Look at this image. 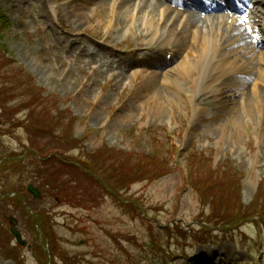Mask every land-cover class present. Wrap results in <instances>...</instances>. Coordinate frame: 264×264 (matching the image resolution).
<instances>
[{
    "label": "rangeland",
    "instance_id": "obj_1",
    "mask_svg": "<svg viewBox=\"0 0 264 264\" xmlns=\"http://www.w3.org/2000/svg\"><path fill=\"white\" fill-rule=\"evenodd\" d=\"M50 1L55 3L56 13L40 0H0L9 24L6 28L2 24L7 22L0 21V264H139L142 260L165 264L153 261L159 246L172 255L167 264H264V233H258L254 225H241L239 231L230 233L226 244L213 248L190 238L186 245L180 244L182 240L169 239L164 231L173 222L181 221L185 231L200 229L202 218L210 220V208L194 195L188 178L191 154L207 162L202 176L211 172L214 179L228 182V173L236 176L238 205L253 203L258 185L264 182V86H258L257 101L249 93V102L242 109L238 105L240 93H229L236 88L228 87L231 82L227 81L222 86L228 87L223 95L227 105H218L219 100L210 98L218 105L214 108L210 103L199 106L200 100L180 83L179 87L176 82L170 86L152 83L145 67L133 68L126 76L118 67L119 77L113 78L102 65L109 62L110 53L117 50L115 45L120 46L126 34L123 30L116 31L120 32L117 35L108 33L111 8L97 5L100 0ZM117 5L119 8L120 1ZM107 35L110 41L105 49L96 42L101 43ZM180 38L184 41L182 35ZM194 58L195 53L191 63H196ZM110 68L114 67L108 68L113 71ZM163 79L160 76L161 82ZM49 96L59 101L54 107L66 112L58 129L64 132L72 127V140L78 141L66 154L69 164L81 167L80 163H86L95 170L100 163L111 162L114 168H109L108 175L99 170L96 174L113 181L123 172L118 179L120 186L115 188L120 201L113 192L105 193L82 175L79 182L71 184L78 192L77 205L61 201L51 186L44 185L39 170L49 168L53 177L64 174L61 181H68L69 171L76 172L60 166L62 158L55 154L57 149L67 151V142L59 143L46 135L36 138L29 131L30 114L35 124L50 121V111L39 116V106L33 103ZM52 107L49 105V110ZM25 150L40 153L23 157L20 163L11 162L10 155ZM155 154L160 157L156 167L148 161ZM46 156L50 161L42 168ZM93 156H97L93 161L88 159ZM29 185L40 190L41 200L27 193ZM8 194L10 200L3 201ZM222 199L227 202L224 206H229L228 198ZM124 202L132 208L138 206L136 216L145 219L133 217L123 207ZM10 217L19 222L18 229L27 242L25 249L4 234L11 228ZM33 218L39 221L32 229ZM45 234L52 237L50 244L44 240Z\"/></svg>",
    "mask_w": 264,
    "mask_h": 264
},
{
    "label": "bare ground",
    "instance_id": "obj_2",
    "mask_svg": "<svg viewBox=\"0 0 264 264\" xmlns=\"http://www.w3.org/2000/svg\"><path fill=\"white\" fill-rule=\"evenodd\" d=\"M171 2L176 7L181 4V0H171ZM41 3L45 4L42 0ZM106 3L113 4V6H110L112 19L109 20V25L106 26L111 33L121 30L120 27L123 28L125 23H127L129 29L134 25L133 22H135L136 16L133 8L136 6L139 9L136 21L141 22V29L145 28L142 32L145 34V31H147V36L151 38L147 45L148 48L155 45L162 52L166 49H170L172 52L170 43H174V57L170 67L174 66L177 59H181L175 68L170 70V67L167 68L165 64H160L157 58L145 57L143 59L142 63L147 65L148 77L150 76L152 83L170 86L174 82L178 84L179 79H185L187 85L193 87L196 94L210 92L214 102L221 101V96L226 93L224 88L230 87L232 89L236 85L235 80L230 79L232 77H246L252 82L264 83V75L260 76L258 74L262 70L264 50L259 52L262 49L259 44L251 45L248 43L249 39L239 29L238 22L241 17L221 16L216 20L206 17L203 21V18H200L199 15L178 10L169 4L168 0H121L119 9L115 12H113L114 5H117L119 0H100L97 5L102 4L105 7ZM86 4L88 6L91 3ZM49 5L53 9L51 3ZM94 5L96 6V4ZM157 6L163 9L161 17L156 15ZM104 7L101 6V8ZM99 20H102V17H99ZM122 20H125L124 24L121 23ZM179 34L183 35L185 42H181ZM235 36L238 38H234ZM193 52L195 53L196 63H191ZM214 61H217L216 65H213ZM160 68L162 69V75L154 71ZM119 70L121 71V69ZM164 70L170 74L163 73ZM197 70L201 71L199 76H196ZM119 74L121 73L119 72ZM136 74L135 72L132 78ZM160 76H164L162 82ZM222 81H225V83L222 84ZM227 81L231 82V85L222 88V86L228 84ZM220 83L221 87H218ZM241 96L246 101V95L241 94Z\"/></svg>",
    "mask_w": 264,
    "mask_h": 264
},
{
    "label": "trees",
    "instance_id": "obj_3",
    "mask_svg": "<svg viewBox=\"0 0 264 264\" xmlns=\"http://www.w3.org/2000/svg\"><path fill=\"white\" fill-rule=\"evenodd\" d=\"M2 20H5V16L2 10L0 9V21ZM2 26L7 28L8 24L4 23L2 24ZM56 99L57 98L55 96H49V97L43 98V100L42 98H40L39 100H35L33 102L37 106H39L38 107L39 116L47 110L50 111V114H49L50 121L47 119V121L45 122H39L38 124H35L33 122L34 120L33 114L32 115L30 114L28 117L29 122H30L29 131L31 130L30 133L33 134L35 137L42 136V135L44 137L46 135L51 138H54L53 141H57L59 143L67 142L69 149L63 153L61 152V150L57 149V153L55 154L59 155L62 158L61 160H59L60 166L62 167L66 166L68 168L70 167L72 171H76V172L72 173L71 171H69L70 176H68V181H61L60 178H62L64 174L56 173L57 175H54L53 177V174L51 172L49 173V170H48L49 168L46 169L45 171L39 170L38 174L41 176L44 175V185L47 187L51 186L52 192L61 201H66L70 204L77 205V202H79V200H75V197L78 196V192H77V189L75 190V188L71 187V184L74 182H79L78 176L82 175L85 179H88L90 182L93 181L92 185L97 186L99 189H101L105 193L113 192L114 194L112 195L116 196L114 198L119 200L120 198H118V195H117L118 191L115 188H118V186H120V180L118 179L121 177L120 175H122L123 172H120L119 175L117 174V177H114V179L116 180H113V181L111 179H105L103 177H102L103 179H100L96 174V172H98L99 170L98 173H100L101 171H105L108 175V172L110 171L109 168L110 169L114 168L111 165V162L106 160L100 163L101 165L96 167L95 170H93L94 168L91 167L90 165H87L86 163H80L81 167L76 166L74 164L73 165L69 164V158L66 157V154L76 147L74 146V144L78 143V141L72 140V136H71L72 127L66 129L64 132L58 129L59 128L58 126H61L60 124L62 123L60 122L62 121V116H64L66 112H60L56 108L59 102L58 99L57 100ZM45 101H50V103H45ZM49 105H53V107L50 108V110L48 108ZM65 119L66 118L64 117L63 121ZM58 135L59 137H57ZM38 150H31V153L28 150H25L24 153L10 155L11 162L20 163L24 161L23 157L27 156L28 154L36 156L37 155L36 152L40 153ZM100 155L101 153L99 154V156ZM105 155H108V154L105 153ZM130 156L132 157V155ZM96 157L97 156L88 157V159L93 161ZM157 158H160V157L159 155L155 154V155L150 156L148 158V161L150 162V164H152V166L156 167L159 164L158 162L159 160ZM196 159L198 160V158L195 157V155H191L188 157V160H187L188 178L190 179L192 190H194L195 195L197 196L198 200L202 203L203 206H208L210 208V212L208 213L210 220H207V221L206 219L204 220L205 228L207 230H211L212 228H224L226 232L228 230V229L226 230L225 228L226 226H231L233 229V226L237 227V226H240L241 224H245L249 222H254L259 226H264V182H262V184L260 185L258 192L254 198V201L250 206L238 205V199L236 197L237 195L236 192L239 189L240 185L237 184V182L235 181L236 176L230 173H228V175L225 174L230 179L229 182L226 179H221V178L214 179L215 175H210L211 172H209V174L205 172V176H202L201 169L202 167L206 165L207 162L199 161V160L198 162H196ZM6 163H9V162H6ZM43 166L44 165H42L41 167L43 168ZM60 169H63V168H60ZM60 171L63 172V170H60ZM114 171L116 172V169H114ZM45 174H48V175L45 177ZM156 175L157 174L155 173V176ZM104 177L106 176L104 175ZM221 185H224V188H222ZM84 192L86 195H88L89 190L85 189ZM224 193L226 195H224ZM223 196L225 198L226 197L228 198L227 200L229 201V206H224V205H227V202L224 203L225 200L222 199ZM217 201H219L220 203L219 205L217 204ZM230 203H232L231 206H230ZM122 204H123V207L128 208L127 211H129L132 214V216L134 215V217L145 219V217L136 216V213H139L140 211L138 206H135L136 208H132V205L128 206L125 203H122ZM221 213H224V214L226 213L222 219L220 218V216H222ZM202 216H203V212H202ZM38 221H39L38 218H33L32 224H31L32 229H33V224L38 223ZM43 237H44V240L49 242L48 244H50L52 237L49 236L48 234H45Z\"/></svg>",
    "mask_w": 264,
    "mask_h": 264
},
{
    "label": "water",
    "instance_id": "obj_4",
    "mask_svg": "<svg viewBox=\"0 0 264 264\" xmlns=\"http://www.w3.org/2000/svg\"><path fill=\"white\" fill-rule=\"evenodd\" d=\"M28 192H29L31 195H33V197H34L35 199H41V194H40V192H39L37 189H35L33 186H29V187H28ZM11 222H12V224H13L14 227L17 226V221H16V220L11 219ZM11 232H12V234L16 237L17 241H18L22 246H25V245H26V242L22 240L21 233H20L18 230H16L15 228H13V229L11 230Z\"/></svg>",
    "mask_w": 264,
    "mask_h": 264
}]
</instances>
